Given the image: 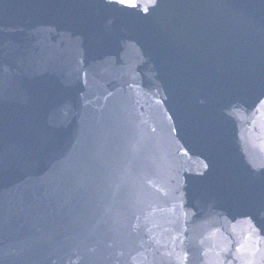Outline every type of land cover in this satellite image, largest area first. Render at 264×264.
<instances>
[{
	"label": "water",
	"instance_id": "1",
	"mask_svg": "<svg viewBox=\"0 0 264 264\" xmlns=\"http://www.w3.org/2000/svg\"><path fill=\"white\" fill-rule=\"evenodd\" d=\"M0 0V264H264V0Z\"/></svg>",
	"mask_w": 264,
	"mask_h": 264
},
{
	"label": "snow or ice",
	"instance_id": "2",
	"mask_svg": "<svg viewBox=\"0 0 264 264\" xmlns=\"http://www.w3.org/2000/svg\"><path fill=\"white\" fill-rule=\"evenodd\" d=\"M119 2L124 3L126 0H119ZM128 3L132 4V6H135L133 0H127Z\"/></svg>",
	"mask_w": 264,
	"mask_h": 264
}]
</instances>
